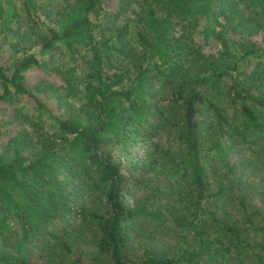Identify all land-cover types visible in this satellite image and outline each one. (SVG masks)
<instances>
[{
	"label": "trees",
	"instance_id": "obj_1",
	"mask_svg": "<svg viewBox=\"0 0 264 264\" xmlns=\"http://www.w3.org/2000/svg\"><path fill=\"white\" fill-rule=\"evenodd\" d=\"M201 18L216 50L193 36ZM259 31L264 0H0L13 51L0 62V102L17 123L0 129V264H28L39 244L49 264H264V188L230 158L248 145L264 165ZM34 67L46 75L29 84ZM166 127L176 148L151 139ZM137 140L138 179L113 152ZM129 182L153 190L128 202ZM142 223L152 236L138 255ZM88 241L96 255L81 250Z\"/></svg>",
	"mask_w": 264,
	"mask_h": 264
},
{
	"label": "rangeland",
	"instance_id": "obj_2",
	"mask_svg": "<svg viewBox=\"0 0 264 264\" xmlns=\"http://www.w3.org/2000/svg\"><path fill=\"white\" fill-rule=\"evenodd\" d=\"M60 1L62 0H45V4L52 6ZM133 10H137V6L132 3L125 12V15L130 17L129 22L132 27L136 23L135 20H133L135 16V13L133 12ZM123 17L124 16H121L119 21H123L124 20ZM205 22H206L205 19L201 18L199 20V23L197 24L196 29L193 31V36L196 39V42H198L203 48L205 49L210 48L211 50H216L219 47L218 42L217 41L215 42L212 38H210V36L208 37L204 36V33L202 31L205 27L204 26ZM218 26L219 25H217V27ZM261 32L262 31H259L256 34H254L253 38H255L256 42L259 45L264 47V34ZM175 34H177V32ZM10 42L11 41L8 39H3V38L0 39V62H6L8 58L10 57V55L12 56L13 51L11 49ZM33 50L36 52L38 51L36 48H33ZM82 54L83 55L76 61L77 72L80 76L83 75L82 74L83 71H86L89 69V55L84 49L82 50ZM39 57L41 61L47 60L46 56L44 55H39ZM45 75L46 73L43 70H41L40 67H37V68L34 67L26 71V77H27L26 79L29 82V84H33L35 81H37L38 79H40L42 76H45ZM124 83L126 84V82ZM162 93H166V91L163 90ZM9 113H10L9 107H7L6 104L0 102V129L3 130L6 134H10L13 128L17 126V123L9 124V123H6L8 122L7 120H3L4 118H7L9 116ZM170 130L171 132H173L172 128H170ZM168 131L169 130L167 127L162 128V130H160L157 134L151 137L152 141L162 146L176 148L177 144H176L174 135L167 136ZM226 142L228 143L230 142V140H227ZM146 148L147 147H145V145L141 141L137 140L136 142H133L132 144H130L127 149L119 150L118 148H114L113 152L114 154H116L117 157H119L124 162L126 167L129 165V169L127 167V170L132 175H134V178L138 179L140 178L141 175H143V172H144L141 166H142V160L146 156V150H147ZM254 150H256V148ZM254 150H251L248 147V145H244L243 147H240L239 149L232 150L237 155L235 156L229 155V156L232 160H236L239 162L237 172L242 174L241 180L246 181L247 183H249V185H252V187L259 186L262 189L264 188V165L263 163H260V161L254 158L255 157L254 153L251 152ZM205 156L208 159L207 161H209L211 154H206ZM130 162H133L135 165L134 164L131 165ZM137 181H140V180H137ZM126 188H128L126 190V193H127L126 198L128 202H132L133 200L135 201V199L139 197L141 198H143L144 196L146 197L147 195H150L153 190L141 184H134V182H129ZM251 189L260 190L258 188H251ZM245 194L246 196L250 195L248 191H246ZM149 200H152V198L150 197ZM256 202L259 203L258 205L262 206L261 205L262 203L260 201L257 200ZM263 207H264V201H263ZM236 212L237 211H235V213ZM257 219L259 221L261 220L262 222H264V209L259 214V218L257 217ZM78 221L79 219L75 217L71 220V222L75 224ZM62 224L63 223L61 220H56L55 225L53 226L54 228H52L51 231H53L54 229L60 228ZM134 226H135V229L133 231V234L135 235V240L137 241L139 240L141 242L140 244L137 242H134L136 246L132 250L133 252L135 251V253L139 255L141 253V248H140L141 243L148 242L150 240V237L152 236L149 234V231L151 228L145 223H142L141 225L142 227L138 225H134ZM50 228L51 226L48 227V229ZM156 234L158 238L155 241L158 244L157 246L159 247L164 243V241L159 240V233H156ZM262 236H263L262 233H257L255 235H251L250 238L257 239V238H261ZM51 244L49 246H51ZM49 249H50L49 247L45 248L41 244H39L37 248L34 249V251L30 254L28 264H49V262L52 259L51 258L52 254L49 251ZM81 250H83L87 254L96 255L95 247L93 246V243L91 241H88L87 243H85L82 246ZM97 258L99 260L102 259L103 261L108 260V258L105 257L104 255H102V257H97ZM54 263L71 264L69 259L67 258H63L60 261H55Z\"/></svg>",
	"mask_w": 264,
	"mask_h": 264
}]
</instances>
